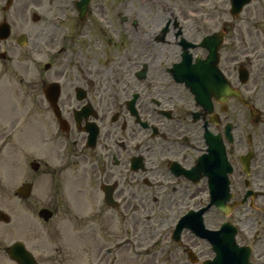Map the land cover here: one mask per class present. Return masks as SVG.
Wrapping results in <instances>:
<instances>
[{
	"label": "flooded vegetation",
	"instance_id": "1",
	"mask_svg": "<svg viewBox=\"0 0 264 264\" xmlns=\"http://www.w3.org/2000/svg\"><path fill=\"white\" fill-rule=\"evenodd\" d=\"M79 1L28 4L30 79L13 56L28 39L15 38L0 11L10 29L0 38V161L17 137L22 163L0 169V252L9 236L19 240L24 208L52 218L64 207L106 224H157L168 259L196 264L188 254L210 258L208 243L184 229L177 244L172 230L194 209L207 208L206 223L211 187L223 188L226 174L229 217L245 230L241 244L262 256L264 0L235 17L225 0Z\"/></svg>",
	"mask_w": 264,
	"mask_h": 264
},
{
	"label": "rangeland",
	"instance_id": "2",
	"mask_svg": "<svg viewBox=\"0 0 264 264\" xmlns=\"http://www.w3.org/2000/svg\"><path fill=\"white\" fill-rule=\"evenodd\" d=\"M222 1L207 0L205 7H211L214 2L215 5H220ZM225 1L228 2V0ZM4 2L5 0H0L1 16H5L11 24L13 23L12 35L15 34L16 38L22 31L28 39L24 48L15 47L17 50L13 56L19 58V69L16 71L9 66L8 77L10 79L13 77L10 72L13 70V72H18L19 76L30 79L35 70L37 58L33 50V39L36 33L30 19L32 7L28 5L31 0H14L13 6L6 12L1 10ZM202 2H198V6ZM18 144L19 140L16 137L12 141H8L6 145L8 159L0 161V169L6 170L7 173L19 169L22 164L21 158H19ZM78 210L81 211L80 208H76L77 212ZM80 214L76 217L73 211L63 207L58 209V213L51 219L44 222L37 216V210L34 207L24 208L19 239L33 253L38 264H179L168 259L172 248L167 242L168 238L162 239L164 230L162 227L159 228V225L152 222L144 224L140 218H138L139 223L135 226H132L131 223L124 225L121 219L112 224H106L105 220L86 218L82 211ZM227 218L238 228L237 242H243V231L245 230L239 222V218L234 216ZM205 219L208 227L215 228L225 217L215 209L206 214ZM35 220H38L39 224L37 236L32 233L31 228ZM15 237L16 234L9 236L6 241H3V246L12 243ZM200 242L201 245L205 244ZM256 248V251L262 250L263 255L259 256L253 252L250 257L251 261L253 264H264V242L259 243ZM207 255L211 256L208 249ZM0 256L2 259L0 264H15L7 258L5 252H0Z\"/></svg>",
	"mask_w": 264,
	"mask_h": 264
},
{
	"label": "water",
	"instance_id": "3",
	"mask_svg": "<svg viewBox=\"0 0 264 264\" xmlns=\"http://www.w3.org/2000/svg\"><path fill=\"white\" fill-rule=\"evenodd\" d=\"M88 1V0H84ZM233 8H237V0H233ZM241 6V5H240ZM0 30L5 32L4 36L8 35L7 25H0ZM225 174H222V179L224 180V186L218 187V185L211 187V198H213L214 203L218 206L221 211L228 213L229 209L223 207L225 201V196L223 195L226 192V180ZM213 176V175H211ZM218 175H215L217 177ZM46 211H41L40 214L45 218L48 216L45 214ZM188 226L191 230L198 236L207 238L212 244V250L215 251V257L210 261L202 262V264H251L248 261L249 257V248L248 247H238L234 241L235 228H233L229 223H224L220 230L209 231L203 227L202 221L199 218V215L195 218H189ZM190 223V224H189ZM182 228V225H179L178 229L175 230L176 234ZM175 237V236H174ZM24 245L19 242L13 244L9 247L10 256L17 261L18 264H36L35 260L32 259V255L24 249Z\"/></svg>",
	"mask_w": 264,
	"mask_h": 264
}]
</instances>
